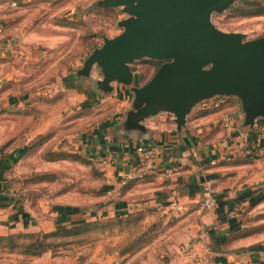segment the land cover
<instances>
[{
    "label": "rangeland",
    "instance_id": "obj_1",
    "mask_svg": "<svg viewBox=\"0 0 264 264\" xmlns=\"http://www.w3.org/2000/svg\"><path fill=\"white\" fill-rule=\"evenodd\" d=\"M101 1L0 0L8 16L0 29L2 187L11 196V204L32 211L35 224L59 216L64 209L87 212L85 218L63 222L66 224L47 232L32 231L29 224L15 221L12 233H0V237L14 236L13 246L0 240V264L214 261L218 256L204 251L201 263L196 249V256L187 259L184 255L193 249L195 240H200L201 232L197 231L201 230L191 226L197 219L190 218L189 208L172 206L173 202L160 194L163 189L157 169L147 162L155 149L145 148L149 157L136 152L137 158L128 163L116 189L111 186L113 160L91 145L96 140L97 146L113 142L115 128L109 124L121 116L123 119L126 106L131 108L133 102L132 88L146 84L162 63L151 59L133 62L132 83L113 82L107 91L97 85L103 78L97 66L88 76L78 73L104 38L121 33L118 23L128 17L121 7H105ZM210 21L220 31L244 35L245 41L262 38L264 0H234L222 12H213ZM223 98L228 100L218 106L214 101L207 103L211 99L196 105L205 113L234 107L230 123L226 119L230 113L225 112L214 124L220 127L223 138L227 132L238 137L224 149L228 156L232 149L237 150L235 156L222 160L231 162L233 170L226 173L233 177L227 189L236 201L233 210L226 211H233L237 230L228 235V247L214 252H236L248 256L241 259L242 264H264V141L256 146L253 140L258 135L264 138V130L257 132L264 118L252 127L243 126L239 100ZM237 112L241 127L235 125ZM168 115L174 119L173 114ZM57 229L69 232L42 237ZM26 234L37 237L27 239ZM35 241L47 248L32 256L26 247Z\"/></svg>",
    "mask_w": 264,
    "mask_h": 264
},
{
    "label": "water",
    "instance_id": "obj_2",
    "mask_svg": "<svg viewBox=\"0 0 264 264\" xmlns=\"http://www.w3.org/2000/svg\"><path fill=\"white\" fill-rule=\"evenodd\" d=\"M234 0H102L105 7H121L127 18L122 31L84 62L79 74L88 76L97 66L102 90L111 83L128 86L130 65L141 59L162 62L151 79L133 87L134 98L124 128L140 131L142 123L160 113H171L177 129L200 102L214 97H236L244 125L264 118V37L244 40V35L215 28L210 17Z\"/></svg>",
    "mask_w": 264,
    "mask_h": 264
},
{
    "label": "crops",
    "instance_id": "obj_3",
    "mask_svg": "<svg viewBox=\"0 0 264 264\" xmlns=\"http://www.w3.org/2000/svg\"><path fill=\"white\" fill-rule=\"evenodd\" d=\"M5 9L6 6L0 7V29L8 17L5 16ZM126 108L124 114L130 109L128 105ZM230 110H234V107L226 106L222 111L204 114L195 105L187 115L185 125L179 130L174 119L168 113H160L147 118L142 123L143 128L140 131L126 130L123 126L126 115H123V119L121 116L120 120L109 124L115 128L113 136L115 139L112 143H102L101 146H97L99 140L91 141V145L97 147L98 153H103L102 155L113 160L111 168L114 182L111 186L116 189L123 180L128 163L138 156L136 147L143 145L148 150L155 149L147 162L157 169L158 179L163 189L160 194L165 196L167 201L173 202V204L170 203L172 206L179 205L182 209L189 208L190 218L197 219V224L194 221L195 223L193 222L191 226L194 228L195 225L196 229L201 230L197 231L201 232L200 240H195L192 244L193 249L184 255L187 256V259L192 258V256H196L194 251L196 249V253L200 256L198 260L201 263L205 252L218 256L214 261H207L206 264H242L244 260L241 261V259L245 258L246 260L247 256L229 251L214 252L229 246L226 242L227 237L231 230L238 225V222L231 216L233 211L227 214V211L233 210V204L236 201L232 191L227 189L233 177L226 173L233 170L229 168L231 162L222 161L235 156L237 150L230 148L232 155L228 156L224 149L229 144L233 145L230 142L238 137L227 132V139L223 138L220 127L214 124L219 116L225 112L230 113ZM234 117L235 125L241 127L239 125L240 113L237 112ZM258 128L257 132L264 130V124H260ZM259 137L258 135L256 141L253 139L256 146L263 145L264 138ZM234 146H238V144H234ZM171 160L173 161L171 162ZM2 183L0 176L1 234L12 233L10 229H15L13 225L15 221L18 224H29L32 231L47 232L54 230L57 225L66 224L63 222L79 220L87 215V212L80 210L70 213L64 209V211H60L59 216L41 220L35 224L31 219L32 215H30L32 211L24 207L18 208L16 203H10L11 196L3 189ZM208 195L215 197L219 206L216 209L199 210V206L202 207L201 202Z\"/></svg>",
    "mask_w": 264,
    "mask_h": 264
},
{
    "label": "trees",
    "instance_id": "obj_4",
    "mask_svg": "<svg viewBox=\"0 0 264 264\" xmlns=\"http://www.w3.org/2000/svg\"><path fill=\"white\" fill-rule=\"evenodd\" d=\"M157 69V66L155 68V70ZM210 111H214V110H210ZM208 112V111H207ZM203 113L204 114H208V113H205V110H203ZM57 228V227H56ZM72 230V229H71ZM237 230V229H236ZM235 229H233L229 234H232V233H235L236 232ZM62 232H69V230H61V229H57L56 231H53V232H50V233H46V234H42V237L43 238H51V237H55L59 234H61ZM37 235L36 234H26L24 235V238H27V239H34L36 238ZM0 240H6V241H9V244L11 246L14 245L13 243V240H14V236H10V237H0ZM226 242H228V240H226ZM47 247H45V245L43 243H38V241H35L33 243H30V245H28L26 247V252H29V254L31 253L32 256H37L43 252H45Z\"/></svg>",
    "mask_w": 264,
    "mask_h": 264
},
{
    "label": "built area",
    "instance_id": "obj_5",
    "mask_svg": "<svg viewBox=\"0 0 264 264\" xmlns=\"http://www.w3.org/2000/svg\"><path fill=\"white\" fill-rule=\"evenodd\" d=\"M16 5L14 2H12V6ZM227 100V98H213L211 100H209L207 103L210 104V102H213L214 101V105L215 106H218L219 104H222L223 102H225ZM227 121L230 123L232 121V116L231 114H229L227 116ZM136 152L139 154V155H144V157H149L150 156V152H148L144 146H137V149H136ZM209 191V190H208ZM218 206V203L216 201V199H214L213 196L211 195H208L206 199L203 200L202 202V208H205V209H215L217 208Z\"/></svg>",
    "mask_w": 264,
    "mask_h": 264
}]
</instances>
